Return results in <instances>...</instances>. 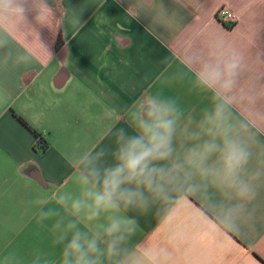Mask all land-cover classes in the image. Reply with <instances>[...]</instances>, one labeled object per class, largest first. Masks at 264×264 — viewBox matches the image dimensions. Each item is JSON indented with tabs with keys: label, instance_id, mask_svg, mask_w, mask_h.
Segmentation results:
<instances>
[{
	"label": "crops",
	"instance_id": "1",
	"mask_svg": "<svg viewBox=\"0 0 264 264\" xmlns=\"http://www.w3.org/2000/svg\"><path fill=\"white\" fill-rule=\"evenodd\" d=\"M43 4L51 15L42 22ZM221 7L235 15L232 28L217 20ZM225 60L240 65L229 111L231 134L250 152L241 179L251 199L223 181L218 156L207 176L184 162L209 139L203 117L219 102L201 84V66ZM148 99L174 104L178 117L173 157L158 162L182 165L166 197L145 192L146 203L121 202L93 220L74 214L72 202L91 187L82 176L116 163L119 130L136 134L133 114ZM114 220L121 231L109 237ZM77 231L103 251L122 236L118 255L102 264H264V0H11L0 8V264H63Z\"/></svg>",
	"mask_w": 264,
	"mask_h": 264
},
{
	"label": "clouds",
	"instance_id": "2",
	"mask_svg": "<svg viewBox=\"0 0 264 264\" xmlns=\"http://www.w3.org/2000/svg\"><path fill=\"white\" fill-rule=\"evenodd\" d=\"M11 0H0V8H8ZM23 12L24 9H16ZM51 15V9L43 4L37 11V18L42 22ZM239 62L225 60L208 62L201 66L199 80L208 90L213 92L219 102L205 113L202 123L207 126L209 139L189 148L184 162L192 165L207 176L210 169L207 161L214 155L222 161V179L229 187L236 189L240 198L251 199L254 192L251 186L241 179V172L249 162L250 152L247 146L232 133L230 123V106L233 103V91L239 77ZM176 108L172 103L148 99L141 109L133 114L130 126L135 135L128 136L123 129L117 136V148L114 154L116 163L99 171L90 167V176H82L85 199L72 202L74 214L85 211L88 220L97 218L102 211L118 208L123 202L125 206L137 201L146 203L145 192L156 197H166L165 182L175 178L182 165L166 166L160 161H168L173 157V140L177 130ZM197 135L196 133L192 134ZM95 158L85 157L88 166L94 164ZM100 187L97 188L96 186ZM135 185L136 187H124ZM143 189V191L141 190ZM59 203H65L61 197ZM75 226L69 224L68 228ZM121 231V222L114 220L107 228L106 235L111 237ZM122 236L108 242L106 251L99 248L96 238L83 239L80 232H74L63 252V264H69V257H74L72 264H102L101 257L109 258L118 255L117 243Z\"/></svg>",
	"mask_w": 264,
	"mask_h": 264
},
{
	"label": "built area",
	"instance_id": "3",
	"mask_svg": "<svg viewBox=\"0 0 264 264\" xmlns=\"http://www.w3.org/2000/svg\"><path fill=\"white\" fill-rule=\"evenodd\" d=\"M216 18L219 22L229 26L235 23V16L226 7H221L220 10L217 11Z\"/></svg>",
	"mask_w": 264,
	"mask_h": 264
},
{
	"label": "trees",
	"instance_id": "4",
	"mask_svg": "<svg viewBox=\"0 0 264 264\" xmlns=\"http://www.w3.org/2000/svg\"><path fill=\"white\" fill-rule=\"evenodd\" d=\"M229 28H232V27L229 26ZM19 120L28 128L27 124L22 119L19 118ZM36 136H37V142H36L35 147L39 150L44 151L47 147L46 142H44L40 136H38V135H36Z\"/></svg>",
	"mask_w": 264,
	"mask_h": 264
},
{
	"label": "rangeland",
	"instance_id": "5",
	"mask_svg": "<svg viewBox=\"0 0 264 264\" xmlns=\"http://www.w3.org/2000/svg\"><path fill=\"white\" fill-rule=\"evenodd\" d=\"M233 15H234V14H233ZM234 16H235V15H234ZM235 20H236V18H235ZM234 24H235V23H233V25H230V27L234 26Z\"/></svg>",
	"mask_w": 264,
	"mask_h": 264
}]
</instances>
